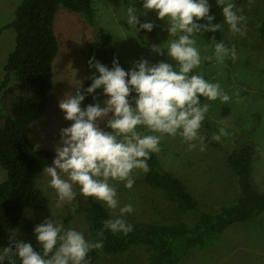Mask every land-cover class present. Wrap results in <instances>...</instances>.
Masks as SVG:
<instances>
[{"label":"rangeland","instance_id":"374dc122","mask_svg":"<svg viewBox=\"0 0 264 264\" xmlns=\"http://www.w3.org/2000/svg\"><path fill=\"white\" fill-rule=\"evenodd\" d=\"M20 2L21 0H0V27L13 21ZM233 2L247 18L244 35L233 34L223 22L222 42L229 48L235 47V60L228 58L220 64L215 58L210 61L204 59L213 55V47L201 34L195 37L202 63L194 71L210 82H219L231 98L228 102H221L219 99L208 101L204 97L200 99L202 104H210L200 129V133L206 138V150L200 151L197 147L189 151L181 137L164 135L159 145L161 150L157 153L163 167L185 182L199 200L201 208L214 213L222 205L233 203L240 195L237 177L228 165L229 150L248 143L254 145L253 183L264 193V39L258 33V26L264 20V0ZM130 5L136 7L141 23L154 24L151 32L144 30L141 36L135 29L129 28L126 17ZM94 6L98 24L113 35L127 71L133 67L134 61L141 58L152 64L164 61L175 67L176 62L167 56L166 49L164 55L153 53L150 49V45L166 42L168 32L166 22L158 19L155 11L143 9V0H94ZM138 26L139 24L137 28ZM55 31L60 49L53 63V88L45 113L30 126V137L34 145L50 149L53 159L56 155L55 146L60 141V129L71 125V121L64 119L65 114L58 102L85 83L86 60L89 45L94 39V27L84 14L71 11L61 4L56 14ZM16 35L14 28L5 29L0 35V83L8 54L16 46ZM102 97V101L106 99L104 94ZM130 102L134 105V101ZM99 126L105 131H111L106 128V120L100 121ZM221 127L230 135L222 137L220 142L213 141L212 135L218 133ZM139 131L145 130L141 128ZM51 165L52 162L49 166ZM5 177L6 171L0 165V181ZM48 179L44 172L37 178L38 186L50 199V207L46 211H30L35 225L53 215L62 219L66 228H74L90 240L85 214L79 212L78 208L92 198L86 200L77 195L73 203L58 207L55 191L47 186ZM134 179L131 189L125 188L122 182L112 181L117 185L120 206H133L134 211L123 217L128 224H173L196 219L195 213L180 210L163 190L150 186L142 171L137 170ZM74 190L79 193L77 186H74ZM13 233L15 239L28 242L26 233L8 230L0 236V249L9 245V236ZM151 255L150 246L138 245L125 253L104 254L93 264H147ZM180 264H264V214L231 225L208 246L189 251Z\"/></svg>","mask_w":264,"mask_h":264},{"label":"clouds","instance_id":"9594fccd","mask_svg":"<svg viewBox=\"0 0 264 264\" xmlns=\"http://www.w3.org/2000/svg\"><path fill=\"white\" fill-rule=\"evenodd\" d=\"M215 4L221 9L229 30L244 35L247 18L242 9L233 0H215ZM211 7L210 0H143V9L155 11L157 18L167 25V41L150 45V49L159 55H164L166 49L167 56L176 62L175 67L164 61L152 64L141 58L125 71L116 58L111 69L95 57L88 61L89 67L95 69L89 77L90 86L77 87L73 94H66L58 102L64 119L72 123L60 129L56 155L43 172L49 177L47 186L57 195L58 207L73 203L80 195L102 203L111 210L113 218L103 221L97 239L87 240L82 232L66 228L62 219L52 215L34 227L39 251L31 243L15 239L13 233L9 245L0 249V264L6 259L14 264L12 257L21 264H89L88 253L103 249L104 230L125 236L133 231L123 218L134 211L133 206H120L117 185L112 181L122 182L131 189L137 170L145 174L150 171L147 161L151 154L161 150L159 145L164 135L181 137L189 151L197 147L206 150V138L200 129L210 104H202L200 98L221 102L231 99L219 82H210L194 71L202 63L196 46L197 34L215 33L223 28V24L215 22ZM126 22L136 32L141 29L151 32L154 27L152 22L141 23L136 7L131 5L127 8ZM212 41L213 55L204 59L215 58L223 64L228 58H237L234 46L229 48L223 42H216L215 37ZM100 88L106 99L82 107L85 96ZM133 92L135 96L131 95ZM105 120L106 128L111 131L99 126ZM141 128L145 131H139ZM229 135L221 127L211 139L220 142ZM74 186L79 188V193Z\"/></svg>","mask_w":264,"mask_h":264},{"label":"trees","instance_id":"16d2710c","mask_svg":"<svg viewBox=\"0 0 264 264\" xmlns=\"http://www.w3.org/2000/svg\"><path fill=\"white\" fill-rule=\"evenodd\" d=\"M61 4L84 14L94 27V39L89 45L86 60V79L80 88L86 89L92 83L89 77L95 69L89 67L88 61L93 57L109 69L116 58L127 71L113 35L96 20L94 0H21L13 21L0 27V35L8 28H14L17 33L16 46L8 54L0 83V165L6 171L5 179L0 181V236L8 230L24 232L28 235L27 243L37 251L40 247L35 239L33 230L36 225L30 211H46L50 207V199L38 186L37 178L52 162L53 152L34 145L30 126L45 113L53 88V63L60 49L55 19ZM210 4L215 22L223 24L221 9L215 0H210ZM143 31H139L141 36ZM258 33L264 39V20L258 26ZM201 35L212 45V37L216 42L223 41L224 31L222 28L215 33L204 32ZM131 95L136 94L133 92ZM93 96H96L95 100ZM102 96L103 89H97L85 96L81 106L102 102ZM227 155L228 165L237 177L240 195L233 203L222 205L214 213L202 209L185 182L163 167L157 153L151 154L147 161L150 171L144 173L145 181L163 190L180 210L195 213L196 219L173 224L135 222L130 224L133 231L127 236L104 230L103 249H93L88 253L86 259L89 264L104 254L125 253L138 245L152 248L147 264H180L189 251L208 246L231 225L264 214V193L254 186L252 178L254 145L248 143L229 150ZM78 211L85 214L90 240L97 239V232L103 229V221L112 218L109 209L93 199L79 206ZM11 260L14 264H21L16 257ZM4 264H10L9 259Z\"/></svg>","mask_w":264,"mask_h":264}]
</instances>
